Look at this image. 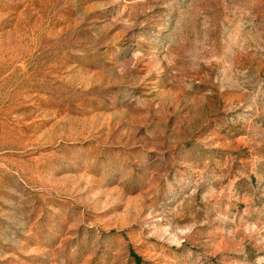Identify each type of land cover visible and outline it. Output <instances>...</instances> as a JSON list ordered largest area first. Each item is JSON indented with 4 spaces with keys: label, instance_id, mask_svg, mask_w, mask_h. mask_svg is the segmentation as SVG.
Here are the masks:
<instances>
[{
    "label": "rangeland",
    "instance_id": "1",
    "mask_svg": "<svg viewBox=\"0 0 264 264\" xmlns=\"http://www.w3.org/2000/svg\"><path fill=\"white\" fill-rule=\"evenodd\" d=\"M0 264H264V0H0Z\"/></svg>",
    "mask_w": 264,
    "mask_h": 264
}]
</instances>
